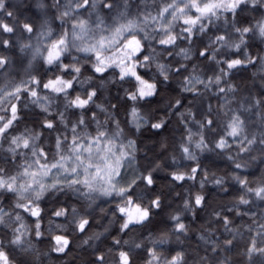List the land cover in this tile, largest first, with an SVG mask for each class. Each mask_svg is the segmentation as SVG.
<instances>
[{
	"label": "snow or ice",
	"instance_id": "6c2138e0",
	"mask_svg": "<svg viewBox=\"0 0 264 264\" xmlns=\"http://www.w3.org/2000/svg\"><path fill=\"white\" fill-rule=\"evenodd\" d=\"M245 13H258L259 18L241 24L237 18L244 19ZM220 21L223 22L222 33L211 37L209 44L198 53L215 63L214 74L201 78L193 68L185 77L181 91L200 96L202 92L197 85H201L205 92L215 87V95L224 94L221 109L226 120L222 134L214 141V149L224 151L235 145L236 157L229 155L228 159L233 161L236 169H244L247 164L237 162L242 153H250L258 147L264 156V108L261 107L264 98L253 97L247 106L230 107L232 100L228 95L236 89L228 77L234 69L257 64L259 71L264 73V55L254 56L247 51L250 39L264 41V0H34L27 9L12 5L11 0H0V76L13 66L15 56L21 64L27 58L29 68L39 60L48 69L55 68L70 77L56 75L43 81L29 74L26 80L14 84L10 90L0 88V112L7 113L0 115V153L7 154L6 157L0 155V264H39L42 254L33 244L32 236L40 238L43 235L40 231L43 212L40 201L49 193H73L86 201L87 207L100 197H119L113 215L119 213L123 218L119 228L121 233L135 230V226L150 220L152 211L161 207L159 197L145 204L142 194L133 189L138 181L145 188L153 186L155 169L126 178L125 173L136 163V140L129 138L121 120L114 114L118 111L117 104L105 106L97 103L99 90L117 80L130 84V89H124L126 100L131 102L130 106H124L127 114L124 125L136 133L145 127L157 131L163 129L166 119L150 122L148 115L141 110V103L151 102L159 91L155 78H146L147 73L142 75L139 70H147L155 64L163 77L162 82H167L170 72L180 73L187 65L173 68L159 63V53L153 42L162 46L169 56L178 49L176 55L190 60V49L179 47L177 41L185 40L191 44L194 35L207 33L209 26ZM57 22L58 28H53ZM221 49L225 53H239L242 58L229 55L218 59ZM73 53L83 54V61L90 65L93 75L81 79V57ZM66 58L72 63H65ZM110 69L116 70L112 73L114 78L105 79L104 74ZM97 74L100 83L94 84ZM76 85L83 89L82 95L75 92ZM21 94H27L30 102L47 115L52 114L51 106L56 97L63 98L65 111L57 112L53 119L46 118L41 124L42 129L55 134L50 151L41 146L43 131L25 129L18 135L10 133L20 119L13 100L19 102ZM5 103L8 107H4ZM180 105L181 101L176 100L169 104V108L176 109ZM68 109L79 110L75 121L66 118ZM246 113L251 115L246 116ZM179 115L187 132L179 145L182 158L197 160L195 150L212 151L203 131L212 132L219 124L212 118V106L208 105V115L195 121L199 126L196 133L187 127L185 113ZM187 116L195 120L191 111ZM257 116L258 124L253 120ZM256 127L258 133L253 130ZM17 157L23 158L19 164L15 163ZM257 158L250 157L252 160ZM5 164L14 165V170ZM198 171L204 177L199 181L201 189L205 183H212L227 191L223 177L213 174L214 178L209 181L208 173L198 167L191 168L188 173L173 171L170 175L173 181L183 182L185 179L195 180ZM230 178L239 185L240 194L227 211L235 209L236 214L241 215V205H250L257 200L264 202V179L252 186L247 176L234 174ZM6 197L9 200L7 205L4 204ZM205 206V196L197 193L184 201L183 209L195 215L197 207ZM24 214L36 218L34 228L25 222ZM52 215L70 218L69 222L79 232H85L89 225L87 216L81 215L75 206L58 207ZM213 216L221 222L225 232L237 231L227 215L216 211ZM171 220L174 222L171 233L179 241L180 235L188 234L189 226L182 220L180 212L173 214ZM253 224L261 241L258 244L255 237L250 239L245 255L249 260L258 256L259 264H264V221L254 218ZM248 230L254 229L249 226ZM168 236L169 233L165 232L156 239L149 238L152 246L145 248V264H188L184 251L165 256L158 250L159 245L168 242ZM93 238L99 239V234L89 237ZM53 239L52 251L64 253L68 249L70 240L67 236L55 235ZM200 239L210 247L205 255L195 258V264H229L228 257L221 259L217 253L232 249L235 235L218 241L212 238L209 230L208 237L202 235ZM83 243L87 244L88 240ZM113 243L129 245L128 240L114 239ZM143 247V244L133 242L128 250L119 249L115 264H135L132 252ZM96 260L103 264L105 256L97 255Z\"/></svg>",
	"mask_w": 264,
	"mask_h": 264
},
{
	"label": "trees",
	"instance_id": "16d2710c",
	"mask_svg": "<svg viewBox=\"0 0 264 264\" xmlns=\"http://www.w3.org/2000/svg\"><path fill=\"white\" fill-rule=\"evenodd\" d=\"M33 0H11L12 5L20 6L23 9H27L32 5ZM255 18L254 13H251L246 17L247 22H252ZM179 47L188 48L191 52V59L184 60L181 56L176 55L178 49H174L172 55H167L166 50L162 46H158L159 56L158 62L165 65H171L173 68L179 67L180 64L187 65L186 69H182L180 73L170 72L169 80L167 82H162L163 77L160 76L157 71L155 64L145 70L140 69L142 75L147 73L146 78H155L158 84V96L152 98L151 102H142L140 107L142 112L148 115L150 122H156L157 120L163 118L167 120L165 127L159 131L153 130L150 127L142 128L140 132L136 133L134 130H130L128 126L124 125L126 119V111L124 106H130L131 102L127 101L124 94L125 88H131V85L126 82L118 81L116 83H107L105 87L99 90L100 94L97 98V103L108 106L109 103L117 104L118 111L114 114L118 119L121 120L122 126L125 127V132L128 134L129 138L135 139L137 144L136 152V163L127 170L125 173L127 179H131L138 172H145L146 170L153 171L154 184L150 188H145L142 182L137 183V186L133 189L137 194H142L143 202L145 204L149 203L152 199L159 197L161 201V207L159 209H154L151 214L149 221H146L143 225L135 226V230H128L123 233L120 232V224L123 222V218L119 213L115 212L116 204L119 203V197H100L91 207H87V202L81 200L77 195L73 193H59L53 195L49 193L45 198L40 201L41 208L43 212L40 217L41 229L40 231L43 235L40 238H35L34 234L32 236L33 244L39 249L40 262L39 264H102L96 260L97 255H104L105 261L103 264H115L116 253L119 249L128 250L133 242H139L144 245L143 248L134 249L132 252L135 264H145L147 255L145 248L151 247V239H156L158 235L168 229L171 230L172 226L168 222V212L178 202L185 201L195 194L199 193L205 196V207L195 209V215L197 221H193L192 227L194 231H200L202 233H209L211 230L212 235L217 240H223L225 238H232L235 235L234 246L232 249L224 251L226 257H228L229 264H259L258 256H253L252 260H249L245 255L246 246L248 242L253 237L256 238L257 243L261 241V237L256 236L255 225L253 224V219L260 220L262 214L259 210H255L250 207L246 209L245 205H241L239 210L241 215L236 214L234 209L231 212H226L227 205L230 207L233 204H228L227 200L234 199L232 203L238 198L240 194L239 185L235 184L229 186L225 183L224 187L227 191L222 190V188H211L208 183H205L203 189H201L199 181L204 179L202 173L198 171L196 173L195 180L185 179L183 182L173 181L171 178V173L173 171H183L190 172L191 168L198 167L203 169L208 173V177L212 174L211 165H219L223 169V174H240L242 176H247L249 181L252 182V186H255L262 179H264V156H262L261 163L258 167L253 170L252 174H245L238 169H234L232 166L226 165L227 159L223 153H217L213 150L214 163L211 162L212 158L201 160H194L193 163H188L183 166L179 165L181 158V153L179 151V145L182 142L184 136L187 135L185 129V123L182 122L179 113H185L187 127L191 128L192 118L187 116L188 111L194 114L196 117L197 110L202 102V96L210 95V105L212 106V118L217 120L218 117L222 115L221 106L224 104V94L215 95L216 88L213 87L211 91L205 92L203 86L197 85V87L202 92L200 96H194L193 93L181 91L183 81L186 76L192 73L193 68H195V74L201 76V78H206L207 76L213 75L212 69L216 67L215 63L206 58L200 57L198 55L199 51L204 49L208 44L203 42L199 35H194L191 44L185 40L177 41ZM248 53L252 55H264V47L262 44L249 42L247 47ZM74 55V53H73ZM233 58L240 57L239 53L231 54ZM226 56L218 57V59L225 58ZM13 66L4 75L0 76V88L7 87L9 90L16 83L21 80H26L29 74L36 75L43 81L47 79L54 78L56 75H64L65 78H70L67 73H62L59 70L53 68L48 69L47 66L43 65L42 62L29 68L25 62L21 64L13 56ZM65 63H72L70 58L65 59ZM82 63V73L81 79L87 76L93 75L90 65L84 63L83 58H81ZM223 66V65H221ZM116 70L110 69L108 73L104 74L105 79L114 78L112 73ZM261 73L259 71V64L256 66L249 65L246 69H234L228 80L235 87L236 90L241 89L245 85H250L253 87L256 97L264 98V80H261ZM94 84L100 83V78L97 74V78L93 81ZM75 92L77 94H83V89L76 85ZM85 88L89 85H84ZM47 93V90H45ZM231 93L229 95H233ZM55 95V94H50ZM228 95V98H229ZM22 98L19 102L13 100L16 103L18 109L17 120L13 127L10 129L12 135H18L25 131V129L43 131L41 136V146L45 148L46 151L53 149L54 133H49L48 130L41 128L42 122L47 119H53L57 112L65 111L63 98L57 96L55 102L51 106V115H47L41 111L39 107L32 104L31 98L27 94H21ZM11 99V98H10ZM176 100L181 101L179 108L170 109L169 104H174ZM4 107H8L5 103ZM264 108V105L261 106ZM94 111H98L93 109ZM79 110L68 109L65 112L66 118L70 121H75L77 119V113ZM0 115H7V113L0 112ZM208 113H204V116ZM98 116L102 117V114L98 112ZM203 119V117H202ZM220 124V123H219ZM220 132L219 129L212 131L213 135H217ZM4 147L7 148V143L5 142ZM259 149H254L253 151H258ZM27 151V150H22ZM237 147L233 146L229 149V154L236 157ZM51 154V153H50ZM245 154L242 153L239 157ZM260 154V153H258ZM2 156H7L6 153H0ZM261 155V154H260ZM175 158V162H173ZM21 157H17L16 164L22 162ZM159 165V167H157ZM5 167L12 168L14 170V165L5 164ZM209 180V179H208ZM231 199V200H232ZM227 202V203H225ZM9 203L8 198L4 199V204ZM224 204L225 205L224 207ZM61 206H75L81 215H86L89 219V225L86 227L85 232H79L75 229V226L69 222L68 217L57 218L52 215L54 209ZM209 208H213V213L220 211L222 215H227L232 220L233 229L237 230L234 233L225 232L221 222L217 219L212 220V224L206 225L205 220L201 218L204 213H209L206 211ZM246 210H245V209ZM206 211V212H205ZM247 212L248 215H243ZM190 214H192L190 212ZM205 214V215H206ZM255 214V217H253ZM25 215V222L34 228V222L36 218L29 217ZM201 215V216H200ZM207 216V215H206ZM264 218V217H263ZM188 221V220H187ZM185 224L188 223L185 221ZM56 225H61V228H57ZM189 226V225H188ZM249 226L254 230L249 231ZM107 229V231H105ZM197 229V230H196ZM192 228L189 227L187 235H190ZM99 234V239H89V237H95ZM55 235H65L70 240L68 249L64 253H57L52 251V246L54 245L53 237ZM186 235V236H187ZM88 240L87 244H84V240ZM114 239H120L121 241L128 240L129 245H114ZM196 248L200 250V247L196 244ZM160 250L163 255L166 256V252Z\"/></svg>",
	"mask_w": 264,
	"mask_h": 264
},
{
	"label": "rangeland",
	"instance_id": "374dc122",
	"mask_svg": "<svg viewBox=\"0 0 264 264\" xmlns=\"http://www.w3.org/2000/svg\"><path fill=\"white\" fill-rule=\"evenodd\" d=\"M33 4H34V0H33L32 5ZM250 14L251 13H245L244 14V19H241V17H239V16H238L237 19L240 21L241 24H243V23H245L246 17L248 15H250ZM29 15H31V13H29ZM254 15H255V18H259V14L258 13H254ZM53 28H58V22L53 24ZM222 31H223V22L220 21V22H217V24L214 25V26H209V29H208L207 33L200 34L199 36L202 38L203 42H205L206 44H209L210 38L213 37L214 35L221 34ZM251 41L254 42V43H258V44L260 43L264 47V41H261L259 38L250 39L249 42H251ZM158 46H159L158 44H155V42H153V47L156 48L157 53H160L157 50ZM231 54H233V53H225L224 50L221 49V52L218 55V57L229 56ZM74 55H77V56H80L81 58H83V54L74 53ZM26 60H27V58H25V64L27 65ZM40 62L41 61L38 60L32 66H34V65H36V64H38ZM233 97H234V99H233ZM253 97L258 98V97H256V94H255V91H254L253 87H251L250 85H245L241 89L236 90L233 95H229V99L232 100V104L230 105V107L238 108V106L241 105V104L247 106L248 105V101L251 98H253ZM210 98H211L210 95L209 96H202L203 100H202V102H201V104H200V106H199V108L197 110V114H196L195 120H192V124H191V128H190L193 133H196L199 130V126H198V124L195 121L202 120V117H204V113H208V105H210ZM245 115L249 116L251 114L250 113H246ZM217 120L220 123L217 126V129H219L220 132L216 136L213 135L212 132H209L207 129L203 130L205 139H206V141L209 142V147L213 148V150H215V152L217 150L214 149V141L218 138V136L220 134H222L223 122L226 120V117H224L223 113H222V115L220 117H218ZM253 120H254L255 123L258 124L259 123V116L253 117ZM253 130L256 131L257 133L259 132V128L258 127L254 128ZM255 149H259V148L257 147ZM213 150L212 151L205 150L203 152H201L199 150H195V154L197 156V160L198 159L199 160L202 159L203 161H205V159L209 160V158H212L210 164L212 162L214 163V161H212V160H214V158H213ZM217 153H223L226 156V159H227L226 160L227 161L226 165L230 164L229 166H232L234 169H236L234 167L233 161L228 159V156L230 155L229 154V149L224 150V151H221L219 149V151ZM258 153H260L259 150L256 151V152L252 151L249 154H245L242 157H238L237 158V162H240L242 164H245V163L247 164L246 168L238 169V170L242 171V173H245V174H252L253 170H255L258 167V164L261 163L260 159L262 158V156L260 154H258ZM251 156H256L258 158L255 159V160H252V159H250ZM193 162H194V160H186V159H183L182 156H181L180 161H179V165L183 166L185 164L193 163ZM211 168H212V171H211L212 174H211L210 177H208L209 181H211L214 178L213 177V174H214L215 177H223L225 179V183L229 184V186H231V187H232L233 184H235L234 183L235 181L230 178L231 175L223 174V169H222V167L220 165H219V167H217V165H211ZM208 185L211 188H214V189L215 188H220L219 186H216V185H214L212 183H208ZM231 199L227 200L228 202H230L228 204H233L232 202H233L234 199H232V200ZM225 203H227V202H225ZM183 204H184V201L178 202L172 208H170V210H169V212L167 214L168 215V222H170V224L173 225L174 222L171 220V216L173 214H176V213L180 212L182 214V220L184 222L186 221L188 223L189 227L192 228V231H191L190 235H187V236L180 235V240L177 241L176 240V236L173 235L171 233V230L168 229L167 231L162 232V233H165V232L169 233L168 242L163 244V245H159L158 249H161L162 251L166 252V256L175 255L176 252L184 251L185 252V256H186V260L188 261V264H195V258L197 256L205 255L206 249L208 247H210V245H206L204 243V241L200 239V237L202 235L205 236V238H207L209 233H205V232L202 233L200 231H196V232L194 231V228L191 225H192L193 221L196 222L198 219L193 214H190V212L185 211L183 209ZM225 205H227V204H224V207H225ZM229 207H230V205H227V208H229ZM250 207L255 209V210H257V211L259 210V212L262 214V218L260 220L264 221V218H263L264 217V202H261V201H258V200L254 201L252 204L247 205L246 209H248V208L250 209ZM206 211H209V213H207V214L204 213L202 216L201 215L200 216H201V218L203 220H205L206 225L212 224V222H213L212 220L215 219L214 216H213V211L214 210H213V208H209ZM226 212H229V211H226ZM162 233H160L158 235V237H160ZM212 238L215 239L213 235H212ZM196 244L200 247V250L196 248L197 247ZM209 255H211V254L209 253ZM217 255L221 259L226 257V253L224 251H218ZM258 263H259V261H258Z\"/></svg>",
	"mask_w": 264,
	"mask_h": 264
}]
</instances>
